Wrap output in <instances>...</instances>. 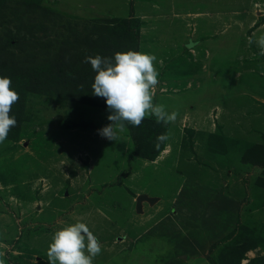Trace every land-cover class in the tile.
Returning <instances> with one entry per match:
<instances>
[{
  "label": "rangeland",
  "instance_id": "374dc122",
  "mask_svg": "<svg viewBox=\"0 0 264 264\" xmlns=\"http://www.w3.org/2000/svg\"><path fill=\"white\" fill-rule=\"evenodd\" d=\"M261 38L264 0H0V58L26 89L0 144L4 264H48L77 222L102 247L93 264H264ZM128 50L156 57L152 102L176 118L110 141L86 57Z\"/></svg>",
  "mask_w": 264,
  "mask_h": 264
},
{
  "label": "clouds",
  "instance_id": "9594fccd",
  "mask_svg": "<svg viewBox=\"0 0 264 264\" xmlns=\"http://www.w3.org/2000/svg\"><path fill=\"white\" fill-rule=\"evenodd\" d=\"M264 46V38H261ZM156 57L142 51L116 52L113 57L99 54L86 57L95 72L93 95L105 100L110 123L98 130V135L115 141L125 130V122L139 126L146 116H155L157 122L174 121L176 114L168 113L163 105H154L151 89L158 84L159 73L154 68ZM12 80L0 75V144L16 126L12 105L19 99L11 87ZM102 247L96 236L83 222L68 224L54 232L48 246V264H93ZM0 264L4 260L0 259Z\"/></svg>",
  "mask_w": 264,
  "mask_h": 264
},
{
  "label": "trees",
  "instance_id": "16d2710c",
  "mask_svg": "<svg viewBox=\"0 0 264 264\" xmlns=\"http://www.w3.org/2000/svg\"><path fill=\"white\" fill-rule=\"evenodd\" d=\"M1 43V42H0ZM6 47L5 46H1V44H0V51L1 50H3V49H5ZM1 54V53H0ZM14 66H8V67H6L5 66V63H4V61L0 58V75H3V76H8V77H10L11 79L12 78H17L16 76H15V73L17 72L16 70L17 69H14L13 68ZM94 71H92V75H94ZM58 75H59V77L58 78H60V75H62L63 74V71L62 70H59L58 71V73H57ZM65 74V73H64ZM89 74V73H88ZM37 74H33V75H31V72H28L27 74H22L20 77L22 78H27V77H29V79H33L35 76H36ZM95 76V75H94ZM63 77V76H62ZM93 77V76H92ZM37 78H38V76H36L35 77V79L37 80ZM63 79L64 78H62V81H63ZM56 81H57V79H56ZM36 83V82H35ZM33 87L31 84H28L27 85V89L29 88V87ZM84 86H87V81L84 83ZM11 87H13L14 89H20V90H26L25 89V87L23 86V87H21V88H19V86H17V84H13L12 83V85H11ZM34 88V87H33ZM36 89V88H35ZM27 91H32V90H27ZM19 96H20V98H19V100H17L13 105H12V109H11V112H10V115H15V117H16V121H17V123H16V126L15 127H13V128H11L10 129V131H9V133H8V137L7 138H10V139H14V138H16V136H17V133H18V130H19V127H20V124H21V122H22V119H21V115H22V113H23V102H24V92H20L19 93ZM71 99H73V100H75V101H77V102H81V103H86V101H84V98H80V97H77L76 99H74V98H71ZM98 102V101H97ZM100 103V104H99ZM98 103V106H103V107H106L105 106V104H103V103H101V102H99ZM86 104H88V103H86ZM145 121V123L146 122H148V121H150L149 119H145L144 120ZM131 127L129 126V130H130V135H131V138H132V140H133V142H134V151H133V153H134V155H142L141 154V152H140V146H139V143L137 142V140H136V134H135V132H134V130H131L130 129ZM142 148V147H141ZM143 156V155H142ZM148 156V155H147Z\"/></svg>",
  "mask_w": 264,
  "mask_h": 264
},
{
  "label": "water",
  "instance_id": "95a60500",
  "mask_svg": "<svg viewBox=\"0 0 264 264\" xmlns=\"http://www.w3.org/2000/svg\"><path fill=\"white\" fill-rule=\"evenodd\" d=\"M143 196L142 197H138L137 199H136V203H137V208H139V206H140V202L143 200Z\"/></svg>",
  "mask_w": 264,
  "mask_h": 264
}]
</instances>
